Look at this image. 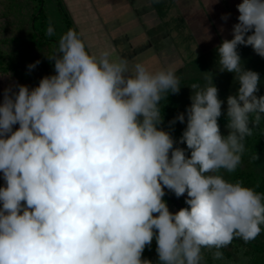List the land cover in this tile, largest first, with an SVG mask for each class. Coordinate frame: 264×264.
Returning <instances> with one entry per match:
<instances>
[{
  "label": "clouds",
  "instance_id": "obj_1",
  "mask_svg": "<svg viewBox=\"0 0 264 264\" xmlns=\"http://www.w3.org/2000/svg\"><path fill=\"white\" fill-rule=\"evenodd\" d=\"M236 8L232 38L216 48L219 71L239 85L226 99L227 135L213 75L191 85L190 105L165 130L160 103L180 92L175 72L142 63L130 71L110 50L91 54L75 29L47 56L54 74L3 88L0 264H153L143 258L153 240L158 264H206L204 249L224 261L234 239L261 234L264 195L223 175L241 165L245 139L264 118L260 75L238 50L264 58V0ZM177 122L186 124L179 140ZM166 190L186 207L170 211Z\"/></svg>",
  "mask_w": 264,
  "mask_h": 264
},
{
  "label": "rangeland",
  "instance_id": "obj_2",
  "mask_svg": "<svg viewBox=\"0 0 264 264\" xmlns=\"http://www.w3.org/2000/svg\"><path fill=\"white\" fill-rule=\"evenodd\" d=\"M83 1L64 0L90 53L99 55L104 50H110L112 59H128L130 71H134L136 63H142L151 72L175 71L199 52L215 47L225 38H231L232 26L237 22L238 17L236 5L242 2V0H218V2L217 0H172L170 13L165 19L172 16L184 17L195 37L194 41H185L172 28H164L163 25L151 28L150 22L153 21V16L157 18L158 15L150 3H144L146 0H86L85 5ZM129 2L134 4V10H131ZM45 6L48 14L57 24L60 38L67 27L59 18V8L55 0H46ZM30 8L31 4L26 0H0V27L8 26L1 32L27 35ZM76 9L80 12L76 13ZM82 10H85L84 14ZM225 13L231 14L227 22L221 20L222 14ZM13 56L17 58V55ZM37 56H40L38 59L36 57L40 63L34 70L35 74L39 78L50 75L48 70L43 69L45 68L43 64L47 60L45 49L38 51ZM194 69L196 68L192 66L191 70ZM33 80L35 82L37 79L33 76ZM17 83L26 82H22L10 73L0 72V92L3 88ZM190 103L189 97L187 106ZM3 184V180L0 179V186ZM179 200L184 201L185 197ZM166 201L170 211L176 212L180 209L174 202ZM213 262L230 264L228 261L213 260Z\"/></svg>",
  "mask_w": 264,
  "mask_h": 264
},
{
  "label": "trees",
  "instance_id": "obj_3",
  "mask_svg": "<svg viewBox=\"0 0 264 264\" xmlns=\"http://www.w3.org/2000/svg\"><path fill=\"white\" fill-rule=\"evenodd\" d=\"M26 2L31 4L29 11V32L27 35L16 32L6 34L5 31H1L8 26L0 27V72L17 76L22 82H26L24 85H28L31 88L37 86L41 78L35 74V69L33 70L34 72L31 71L29 73L27 66L37 61L36 57L38 59L41 56H37V52L42 49H45L46 56L52 55L57 47L59 35L57 24L46 10V0H26ZM55 2L59 8V18L66 24V32L69 29H75L78 34H82L64 0H55ZM150 4L158 15L157 19L160 21L161 26L163 25L164 28L168 29L172 28L185 41L195 40L194 34L189 30L184 17L172 16L165 19L168 13H170L172 0H161L160 3H153L150 0ZM49 27L54 29L52 36L47 34ZM82 39L85 41L83 35ZM218 45L207 51L199 52L197 56L191 57L174 71L179 78L181 89L179 94H169L160 103L161 115L164 117L162 127L165 130H169V121L178 113L185 112L188 98L192 95L191 85L197 84L204 87L207 84L205 77L213 75V83L219 89V98L225 102L223 105L225 115H222L218 122L222 134L227 135L228 130L225 127L227 123L226 99L229 95L237 92L239 85L233 73L219 71L220 65L216 51ZM87 50L89 51L88 47ZM238 50L244 67L259 73L260 85L257 95H264V58L256 55L250 46H240ZM13 55H17V58ZM15 59L16 62L14 63ZM192 66L196 69L191 70ZM43 67H45L43 69L49 71L50 75L54 74L53 64L48 59L43 64ZM33 76L34 79H37L35 82ZM185 127L186 124L177 122L174 125V130H172L173 137L179 140ZM178 146L186 148V145L183 144ZM245 148L246 151L243 153L241 165L234 173H223V175L225 179L231 182L241 181L244 186L251 187L257 193L264 195V118L253 129V134L246 137ZM254 153H258L260 158L252 160L251 157ZM164 199L173 202L168 195H165ZM180 202L186 207L184 201ZM261 227L262 232L255 240L244 243L240 239H234L227 248L222 249L225 257L224 262L228 261L230 264H264V225ZM203 251L206 264H214L211 252L207 249ZM143 258L151 260L153 264H158L155 240H153L150 247L145 248Z\"/></svg>",
  "mask_w": 264,
  "mask_h": 264
},
{
  "label": "crops",
  "instance_id": "obj_4",
  "mask_svg": "<svg viewBox=\"0 0 264 264\" xmlns=\"http://www.w3.org/2000/svg\"><path fill=\"white\" fill-rule=\"evenodd\" d=\"M83 1V0H82ZM85 2H86V0L85 1H83V4L85 5ZM87 3V2H86ZM130 3V8H131V10H134L135 8H134V4L132 3V2H129ZM144 3H150V0H146V1H144ZM149 6V5H148ZM90 9H91V7H90ZM77 11H79V10H77L76 9V13H77ZM84 11L85 10H82V12H83V14H84ZM80 12V11H79ZM80 14V13H79ZM150 25H151V28H155V27H157V26H159L160 25V21H158V19L157 18H155L154 16H153V21L151 20V22H150Z\"/></svg>",
  "mask_w": 264,
  "mask_h": 264
},
{
  "label": "water",
  "instance_id": "obj_5",
  "mask_svg": "<svg viewBox=\"0 0 264 264\" xmlns=\"http://www.w3.org/2000/svg\"><path fill=\"white\" fill-rule=\"evenodd\" d=\"M166 195H168L179 208L185 207L179 199L175 198L170 192H167V190Z\"/></svg>",
  "mask_w": 264,
  "mask_h": 264
}]
</instances>
